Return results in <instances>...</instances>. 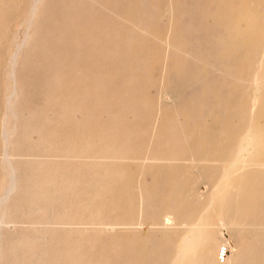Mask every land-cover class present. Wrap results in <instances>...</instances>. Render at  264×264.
<instances>
[{"label": "rangeland", "instance_id": "374dc122", "mask_svg": "<svg viewBox=\"0 0 264 264\" xmlns=\"http://www.w3.org/2000/svg\"><path fill=\"white\" fill-rule=\"evenodd\" d=\"M119 1H120V3H119ZM189 1L190 0H152L151 2L146 4V3H142V0H126L127 3L125 2V0H117V1L116 0H100V2H98V1L91 2V0H56V1L45 0L40 7L39 14L37 15V17H39L40 19L35 18L34 22L30 25V24H28V20H29V16H30L29 15L30 14L29 9H30V6L32 5L31 2H33V0H0V18H1L0 22L3 24L6 21L5 23L7 24V29H6V25L5 24L1 25V23H0V26L3 27V28L0 27V38L2 40V41L0 40V152H1L0 153V157H1L0 158V198H3V196L5 197L6 194H8V189H9V186H8L9 185V183H8V180H9L8 177L9 176L7 173V165L4 167V163H5L4 157H5L6 152H3V151L7 150L8 153L10 152L9 155L11 154L10 157H12V160L14 162V166L15 165L17 166L15 168L18 172L17 173L18 174V181H19L18 184L21 183V185H22V187L18 186L20 189V190L18 189L19 191H15L13 193L16 195V193L18 192L17 197H19V199L16 198V196H13L14 197L13 198L12 197L13 194H12L10 199L12 200V198H13V200L12 201L10 200L11 201L10 205L8 202L6 204H4L5 206L2 205L1 204L2 199H0V201H1L0 202V204H1L0 205V211L3 212L5 210L7 212L6 214H8V215L0 214L1 215L0 216V218H1L0 219V223H1L0 226L2 227V230L4 231V236H5V234L7 235V236H5V238H3L2 243L0 245V262H1L0 264H2L3 262H4L3 264H12V261H13V264L14 263L15 264H23V263L24 264H34L35 261L33 260V258H35V260H36L35 264H61V263L62 264H67V263L68 264H83V261H81V260H84L86 258V260L88 261V258H90L91 256L93 257V259L97 256L98 257H97V259H94V262H93V259H89L88 262L85 260L86 263L84 262V264H89V262H90V264H128V262L130 264H140L142 262L141 259L139 258V254L142 250L140 249L141 250L140 251L139 249L135 248L136 240L139 237H141L142 239H144L143 242H145V239L148 237L150 231H149L147 223H146V225H144L145 223L143 225L142 224L140 225V222L137 219L138 202H137L135 193L133 191V184L135 181H138L137 178H139L145 182L146 181L149 182V178L147 176V172H145V169H148L147 170L148 172L153 169L154 165H152L150 163L147 164V162H152V160H150V159L161 157V155H165L166 158H174V159H177V161H180L183 163L186 162V159H184L186 157V154H187L186 148L184 146L174 148L172 145V142L170 140L171 139L170 137H173L174 134H175V137L180 136L182 134V133H180L182 130H180L178 128L177 124L178 125H179V123L182 124L183 121L180 122L176 118L178 115L183 113L182 103L184 102V100H187V98H189L186 95L187 94L186 91H184L186 89V87L183 85L184 84L183 82H185L187 80V75L190 71V67L194 63V58L192 55H190V53H191V47L193 46L192 41H193V38L195 35V31L193 30V24L192 23H196V20L193 18H190L191 12H193V10H194V8H193L194 3L189 2ZM111 2H112V4H111ZM109 4L111 7L114 4V6L112 7V10H111V7L109 6ZM247 7L248 6L244 5V4L227 5L226 7H223V5H221L220 3H215V4H210L208 9H210L212 11H219L221 13H228L229 19H231L230 16L234 15L235 13L242 14V12H243V13L252 15V14L259 13L261 11V6H259V5H255V6L252 5V6H249L248 8ZM50 8H52V9H50ZM113 10H114V12H113ZM4 11H6V12H4ZM113 13H115V14H113ZM26 16L28 17V19ZM95 16H96V18H95ZM5 17H7V20H5ZM67 20H68V22H67ZM94 20H97L98 25H96ZM132 20H133V22H132ZM134 21H136V24H134L135 23ZM234 21L246 22L245 20H240V19H237ZM142 22L146 25L145 31L144 30L140 31L139 29L136 28V25L139 23H142ZM69 23H71V24H69ZM102 23H104V24H102ZM106 23H108V24L106 25ZM101 24H102V26L105 25L106 27L105 26L102 27ZM131 25H132V27H131ZM133 25H135V26H133ZM58 26H60V27H58ZM71 26H73V27H71ZM91 26H93V27H91ZM94 26H96V27H94ZM246 26L247 25H245V24L242 27L236 25V26H234V29H240V28L243 29V27H246ZM188 27H189L190 31H188ZM4 28L6 29V31L4 30ZM95 28H97V29H95ZM112 28L115 29V31ZM120 28H122V30ZM176 28L177 29L179 28L178 29L179 31ZM132 29H133L134 33L131 32ZM1 30H2L3 35L1 34ZM85 30H87L88 32ZM110 30H113V31H110ZM127 30H128V32H127ZM149 32H150V34H149ZM69 33H72V35L74 34V37L72 36L73 37L72 38ZM89 33H91V35ZM112 33H113V35H112ZM123 33H125V34H123ZM26 34L29 36V38H28L29 43L32 42V44L30 46L28 44V42H26L25 46L22 45L18 51L19 44H21L24 41V37L26 38V36H27ZM76 35L77 36L80 35L81 37L79 36L80 37L79 38ZM33 37H34V39H33ZM67 37H69V38L71 37L72 41L69 40ZM108 37H111V38L109 39ZM63 38H64V40H62ZM98 38H100V39H98ZM111 39H113L114 42ZM34 40L36 41L35 43H34ZM83 40H86V41H83ZM127 40H128V42H127ZM132 40H133V42H132ZM75 41H77V43H75ZM121 41H122L123 47L120 43ZM129 42H130V44H129ZM148 43H149V45H148ZM112 44H114V45L112 46ZM117 44H118V46H115ZM26 45H27V48H26ZM74 45H75V48L72 47ZM93 45H95V47ZM104 45H105V47H103ZM106 45L107 46L110 45V47L109 46L107 47ZM127 45L129 48L127 47ZM82 46H86V47L83 48ZM182 46H184L183 49H182ZM24 48L28 49L29 54H28L27 50ZM47 48H49L50 51ZM76 48H77V52L75 51ZM120 48H121V50H120ZM101 49H103V50L101 51ZM122 49H123V51H122ZM192 49H193V47H192ZM67 50L71 53H69ZM179 50H181V51H179ZM17 51L19 52L18 54L21 53V54H23L24 57L20 54V58L22 57L20 59L18 56V60L21 63L18 61L19 64H17V68H16V71L19 70L18 72H16V76L18 77L17 78L18 91H17L15 98L12 100V102L13 101L15 102V104H13L14 111L16 110L15 114H13L12 112L10 113L9 102H7V101H9L8 96L10 94V87H11L10 84H12V80H10L11 76L9 75V73H10V65L9 64H11L10 60H12L11 58H13V56L15 55V53ZM62 51H63V53H60ZM73 51H74V54H73ZM145 52H146V54H145ZM12 53H13V56H12ZM64 53H65V55H64ZM78 54L82 57L80 58V56H78ZM89 54H90V56H89ZM91 54H93V55H91ZM99 54H100V56H99ZM105 54H108V55H106V57H105L104 56ZM129 54H130V56H129ZM55 55H57V57ZM69 55H71V56H69ZM143 56H146V59ZM73 57H75V58L77 57L76 58L77 60H74L75 58H73ZM125 57L127 60L125 59ZM52 58H53V61H52ZM115 58L118 59L119 62H118V60L116 61ZM128 58H130L131 61ZM140 58L143 59L144 62H146L145 65L143 64L144 62ZM70 59H73L75 62L73 60L69 61ZM99 59L100 60L103 59L104 61L100 62ZM47 60H48V63H47ZM97 60H99V62H97ZM178 60H179V62H178ZM84 61H86V63ZM72 62H73V67L75 66L74 69H77V70L72 69L73 67H72V65H70V64H72ZM83 62L85 63V65ZM180 63L182 65V67H181ZM78 64H80V65L77 66ZM102 64L104 67H102ZM45 65H46V67H45ZM64 66H66V67H64ZM86 66H87V68H86ZM145 66H147V67H145ZM62 67H64L65 70L64 69L62 70ZM82 67L84 68L83 72H82ZM102 68H103L104 72H102V70H101ZM57 69H60V72H58L59 70L57 71ZM70 69H72V70H70ZM80 69H81V71H80ZM61 70L63 72H61ZM73 70H74V72L75 71L76 72L74 73ZM85 70L87 72L84 74ZM43 71H45V73ZM98 71H99V73H97ZM105 71H107V72L109 71L107 73V75H106ZM49 72H51V73H49ZM78 72H79V74H77ZM80 72L82 73L83 76L80 74ZM100 72H102V73H100ZM48 73H49V75H48ZM62 73L64 74L65 77L63 76ZM55 74L62 75V77L60 76V78H59V76L58 77L54 76ZM66 75H68V78ZM172 75H173V77H172ZM51 76H52V78H51ZM96 76H97V78H96ZM42 77L44 80L45 79L46 80L43 81ZM48 77L51 78V80H53V81H50V79ZM76 77H78V78H76ZM62 78H65V79H62ZM93 78H95V79H93ZM79 79L83 80L84 82H81V81L79 82ZM47 80H48V82H51L50 84L52 86L47 82ZM64 80H66V82ZM125 81H126V84H122V82L125 83ZM99 82H101V85ZM62 83H64V84H62ZM114 83L116 84V86H118V88L115 86ZM68 84L71 86H68ZM121 84L123 85L122 87L124 89H125L124 85L126 86L125 90L121 86H119ZM62 85H63V87H61ZM110 85H112L113 87H111ZM136 85H138V86H136ZM95 86H96V88H95ZM51 87H52V90H51ZM67 87L69 88L68 90H67ZM135 87H137V88L139 87V88L137 89ZM182 87H183V89H182ZM64 88H66V89H64ZM80 89H82V90H80ZM101 89L103 91H105L104 95H103V91ZM50 90H51V92H50ZM65 90H66L67 94L63 93V92H65ZM110 90H113V91L110 92ZM81 91H82V93H81ZM83 91H84V93H83ZM86 91L88 92L87 94H86ZM122 92H125V95H124L125 98H126V94H128V96H127L128 98L122 99V97H123ZM138 92L140 95L137 94ZM60 94L64 95L65 97L68 96V98L70 100H68L66 98L67 102H65L66 101V99H64L65 97L63 98V96H61ZM68 94H72L73 96L71 95L69 97ZM79 94H82V95L84 94L85 97H83ZM108 94H110V95H108ZM54 96L56 98H54ZM119 96H122V97H119ZM143 96H144V98H143ZM129 97H131V101H130ZM145 97L147 99H145ZM72 98H73V100H71ZM77 99H79V101ZM120 99H121L122 103H118V102H120ZM132 99L134 101H137V102L132 101ZM15 100H17L19 104ZM143 100L144 101L146 100V102H144ZM124 101H125L126 105H125ZM157 101H158V103H157ZM110 103L111 104L115 103V104L113 106ZM17 104H18V106H17ZM130 104L133 105L132 107L134 109L130 108L131 107ZM16 106L18 108H16ZM107 106H109L110 109ZM123 106H124V108L126 106V109H125L126 111L124 114L122 113V112H124ZM20 107H22L23 109ZM139 107H141V108H139ZM88 108L90 110L92 109L91 112H88V111H90V110H88ZM120 108L122 110L120 112V115L123 118L121 116H119ZM138 108L141 110H138ZM19 109H21V110H19ZM85 111H87V113H85ZM108 112L109 113L111 112V113L109 114ZM150 112L153 115L155 114V116L152 115L150 117V115H151ZM178 112H179V114H178ZM8 113H9V115H8ZM133 113H135V115ZM85 114H87V116L89 118L86 117ZM92 114H95V115H92ZM10 115H11V117H9ZM4 116H6L7 119ZM12 116H14V117H12ZM58 116L62 120H60V118H58ZM136 116H139L140 119H139V117H136ZM84 117L86 120L84 119ZM133 117L136 118L137 121L134 120ZM152 117L154 118V121L156 118L155 123H154V121H152L153 123L149 122V121L153 120ZM18 119H19V122L17 123ZM149 119H151V120H149ZM11 120L13 122L15 120V123H13ZM65 121H66V123H65ZM126 121H131V122L133 121L132 124L136 123V125L134 124L132 126L131 122H126ZM142 121H145L143 123L148 122V124H149L148 127H147V124L144 125L142 123ZM9 122H10V124H9ZM118 122H120V123H118ZM7 123H8V127L10 125L12 128H15L13 131L14 133H12L14 135H11L12 138L14 137L15 139H12L10 137L8 149H5L6 148L5 139H4V137L1 136V134L3 135V131H4L3 128H5L7 126ZM116 123L120 124L121 126L117 125L120 127H124L125 125L126 126L124 128H120L121 129L120 130L118 127L115 128ZM162 123H164L165 125L161 126ZM75 125L77 126V128ZM138 126H140V128ZM149 126H151V127H149ZM112 127L115 128L116 130L114 131V129ZM131 127H132V130H133V128H135V130L139 128L137 131L133 130V133H132L133 134L132 139L136 138V140H135L136 142L134 140H132V142H130L131 139L129 140V138L131 137V135H130L131 134V130H130ZM125 129H126V131H125ZM103 130H105V131H103ZM110 130H111V132H110ZM76 131H77V134H76ZM119 131H121V132L119 133ZM127 131L130 134H128ZM15 132H17L16 136L19 137L18 138L19 140H17V137L15 136ZM30 132H33V134L31 133L32 134L31 135ZM100 132H103L104 135L101 134ZM113 132H115L116 135H114ZM125 132H127V133H125ZM158 132H160V133H158ZM171 132H173V133H171ZM27 133L30 134V137H29V134L27 135ZM109 133L110 134L112 133L114 135V136L112 135V138L110 137L111 139L109 138V136H111V135L108 136ZM117 134H118V136L120 134H122L123 136L120 135L119 138L120 137L121 138L123 137V138L119 139L117 137ZM158 134L161 136H158ZM104 136L109 138L108 139L109 141L107 140V142H110V143L106 142L107 138H105ZM115 136L117 137V139H119V141L118 140L116 141L118 143L114 142V140L116 138ZM127 136H129V138ZM157 136H158V138H157ZM84 137H85V139L83 140ZM138 137H139V140L137 139ZM1 138H2V140H1ZM89 138H90V140H89V144H88L87 139H89ZM141 138H143V140ZM21 139L23 142H25L27 139H28V141H26V143H23L22 141H20ZM92 139L95 141L93 142ZM140 140H142L143 142L141 143ZM91 141L93 142V145H92V143H90ZM169 141H170V143H168ZM14 142H16L17 145ZM29 142H30V146H29ZM164 142H165V144H164ZM103 143H107V145L103 144ZM131 143H134V144H132V147L136 145L134 148L135 150L131 147ZM13 144L15 145V147L11 148L12 146H14ZM113 144H114V146H113ZM87 145H88V147L89 146H91V147H89V149H88L86 147ZM16 147H17V149L15 152V151H13V149H15ZM151 147L155 152L154 155H153L152 151H151L152 153H150V150H152ZM165 147H166V150L164 151ZM26 148L27 149L29 148L28 149L29 152L26 150ZM94 148H96V149H94ZM170 149H171V152H170ZM176 149H178V151ZM23 150L28 154H26L25 152H21ZM75 150H78V151H75ZM83 150L84 151L87 150L86 151L87 153L85 152L86 155L84 154ZM97 150L99 153H97ZM107 150L111 151V155L115 159L114 158L110 159L108 161V163H107V161L105 163H103L104 160H102V158L96 159L98 156L103 155V153ZM174 150H175V152H177L176 154H174ZM130 151H132V152H130ZM13 152H15V153H13ZM100 152H101V154H100ZM30 153L31 154L33 153V155H31ZM168 153H169L170 157H169ZM39 154H40V156H39ZM88 154H89V157H88ZM171 154H172V156H171ZM36 155H38V157ZM150 155H151V157H150ZM166 155H168V156H166ZM180 156H182V157H180ZM27 158H30V159H27ZM32 158H36V159L33 160ZM51 158H52V160H51ZM27 160L29 162H27ZM36 160H38V162ZM90 160H92V161H90ZM100 160H101V162H100ZM60 161H61V163H60ZM21 162H26V165H25V163L23 164ZM81 162L84 165H82ZM85 162L86 163L88 162V163L85 164ZM109 162L112 164H110ZM19 163L21 165L22 164L23 165L21 166ZM66 163H67V165H66ZM31 164H34V165H31ZM64 164H65V166H64ZM108 164H109V166H108ZM28 165H29V167H28ZM33 166H35V167H33ZM58 166H59V168H58ZM80 166H82V167H80ZM110 166H112V168ZM83 168H86L87 170L86 169L84 170ZM88 168L90 169V171H92V173H89L90 171L88 170ZM119 168L121 169V171L119 170ZM123 169H124V171H122ZM81 170H84V171L81 172ZM101 170H102V172H101ZM110 170H111V172H110ZM106 171H108V173ZM112 171H113V173H112ZM141 172H145L144 175H140ZM24 173L27 175H25ZM82 173H84V174H82ZM85 173H87L88 175ZM93 173L95 175L91 177V175H93ZM103 174L105 176H103ZM114 174H117V175H114ZM23 175L25 176V178ZM86 175H87V177L90 175L89 176V177H91L90 180H86V178H87ZM96 175H97V177H96ZM107 175L112 177L113 179L108 177ZM121 175H123V176H121ZM124 175H125V178H127V181H126V179L123 180ZM22 176H23V178H22ZM116 176H118V177H116ZM89 177H88V179H89ZM105 177L108 179L107 182H105L106 180H104V179H103L104 181L102 180V178H105ZM109 179H112V180L110 181ZM117 179H118V181H117ZM81 180H82V182H84V180L86 182L82 183ZM91 181H92V183H91ZM102 181L104 184L102 183ZM79 182H80V184L82 183L81 186H80ZM120 183H121V187L119 185ZM126 183L128 185H126ZM100 185L103 187L105 186V188L102 189L103 187H101ZM106 185L108 188L106 187ZM70 186H71V188H70ZM79 186H80V188H79ZM84 186L86 189L85 188L83 189ZM95 186L96 187L98 186L97 189ZM125 187H126V189H125ZM208 187H209L208 182H202L198 185V190L200 192H205L208 189ZM89 188H92L93 190H89ZM127 188L129 189L130 194L128 193ZM33 189H36L37 191L32 192ZM108 189H111L110 190L111 193L108 192ZM119 189H121V190H119ZM73 190L75 191V194L73 193L74 192ZM79 190H81V191H79ZM102 190H104V191H102ZM43 191L45 193L39 194ZM20 193H21V195H19ZM94 194L97 195V197L95 196L96 199L93 196ZM22 196H24V197H22ZM42 196H43L44 201L41 199L40 203H39V198H41ZM79 196H82L81 197L82 199ZM85 196H87V197H85ZM89 196H91V197L89 198ZM130 198H131V200H130ZM22 200H24V201H22ZM94 200H97L99 203L98 202L96 203ZM115 200H118V202H116ZM25 201H27V202H25ZM21 202H23V203L25 202V204L21 205V204H23ZM28 202H29V204H28ZM129 202H132V203L130 204ZM31 203L33 206L31 205ZM81 203H84V204H81ZM27 204L30 206H27ZM37 204H41L42 208L47 207L48 209L49 208L54 209V212L52 213V212H46L44 210H40V211L34 210V207ZM68 204H70V205H68ZM74 204L75 205L77 204L76 206L79 209H80V207H82V208L79 210L78 208H76V206ZM92 205H93V207H92ZM113 205H116V206H113ZM16 206H19V207H16ZM23 206L25 207L24 211L22 210ZM112 207H117V208L115 209ZM75 208H76V210H74ZM32 209H33V211H32ZM109 209H111L110 212H109ZM12 210H13V213H12ZM18 210H19V213H18ZM85 210H87V212H85ZM64 211L70 213V215L68 213H66L67 214L66 215ZM9 212H11V214ZM33 212H35V213L32 214ZM63 212H64V214H61ZM77 212L78 213L80 212V213L78 214ZM82 212H83V214H82ZM45 213H47V215ZM49 213H50V215H49ZM85 213H87V214H85ZM91 213H93V214H91ZM43 214H45V215H43ZM105 214H106V216H105ZM71 215H72V220H71ZM73 215L76 217L74 218ZM87 215H89V216H87ZM100 215H101V217H100ZM79 216L84 220H81V218ZM114 216H116L115 217L116 219H114ZM43 217H44V219H43ZM94 217H96L97 222H96ZM98 217H100L101 219L103 218L102 219L103 222H102V220H100V218L98 219ZM117 217H119V218H117ZM106 218H108V219L106 220ZM73 219H75V220H73ZM105 220H106V222L108 221V223L110 221L111 225L108 223H107L108 225H106L104 223ZM78 221H79V223H76ZM58 222H60V223H58ZM61 222H63V223L65 222V223L63 224ZM83 222H86V224H84ZM94 222H96V224H98V222H100V224L96 225V224H94ZM53 223L56 224L57 226L56 225L51 226V225H54ZM68 223H69V225H68ZM90 223H91V225L94 224L93 225L94 227L91 226ZM102 223H104L105 226ZM49 224H50V226H49ZM58 224L63 225V226H59ZM88 224H89V226H88ZM101 224H102L103 228L101 227ZM79 225H81L83 227L84 226H87V227H85V229H84ZM58 226L61 229H63V228L67 229V231L64 229L63 230H61V229L57 230ZM66 226H68V227H66ZM95 226H96V228L98 227V229H96ZM38 227H39V230H38ZM92 227H93V229H92ZM15 228H17V229H15ZM76 228H78V229H76ZM99 228H100V230H99ZM107 228H108V230H107ZM19 229L21 230V232ZM94 229H96L97 233L95 232ZM14 230H15V232H14ZM49 230L50 231L53 230V231L50 232ZM56 231H59V232H57L58 237L56 236V238H55V236H54V238H51L50 235H52L53 232L55 234ZM75 231L77 232L76 234L80 237H78L75 234ZM106 231H109V233ZM16 232H17V234H16ZM92 232H94L93 235H92ZM105 232H106V234H105ZM50 233H52V234H50ZM72 233H74V234H72ZM113 233H114V236L117 235V237L112 236ZM22 234H24L26 237L29 236V238L34 240L35 242L36 241H40V242H37L38 244H35L32 241L33 242L32 243L29 241L28 237L26 239V238H24V235H22ZM61 234H64V236L62 235L60 237ZM66 234L67 235L69 234L70 236L71 235L72 236L70 237L68 235L69 236V238H68ZM95 234H96V236H95ZM101 234H104V236L102 237ZM14 235H17V236H14ZM105 235H107V236H105ZM97 236L101 239H99ZM9 237H11V238H9ZM33 237H34V239H33ZM95 237L98 238V242H97ZM106 237H107L108 241L105 240ZM131 237H133L135 241ZM221 237H222V242H221L220 247L222 245L223 246L227 245L228 246L227 248H229V249H227L228 250L227 255L228 254L231 255L232 250H234V248H235V239H234L233 235L230 233L229 230L223 229ZM22 238H24V242L22 241L23 240ZM49 238H50V240H49ZM57 238H59V239H57ZM71 238L72 239L74 238V240H72ZM79 238H81V239H79ZM12 239H14V240H12ZM120 239H121V241H120ZM129 239H132V241H130ZM58 240H61V241H58ZM70 240H72V241H70ZM78 240H79L80 244L78 243ZM87 240H89V241L92 240L93 242L91 241V242H89V244H87ZM4 241L5 242L9 241V242L5 243ZM81 241H83V242H81ZM118 241L120 242L119 247L115 246L117 243H119ZM10 242L12 243V246L17 244V245H15V247L18 249H14L15 247L10 248V244H9ZM71 242L72 243L74 242V243L72 244ZM112 242H115L116 244L112 243ZM3 243H5V244H3ZM51 243H52V246H51V252H50ZM98 243H100V244H98ZM7 244H9L8 247H7ZM61 244H63L64 246ZM84 244L87 246H85ZM44 245H45V247H44ZM46 245H48V246L46 247ZM78 245H80V246H78ZM96 245H99V246L101 245V246L99 247ZM125 245L130 246V247H127ZM26 246H27V248L30 247V249L28 248L29 249L28 250L26 248ZM66 246H68V247H66ZM58 247H60V249L61 248L62 249L60 250ZM64 247L66 249L63 250ZM84 247H86V250L84 249ZM91 247L93 248L92 250H91ZM126 247H127V249L128 248L129 249L127 250ZM19 248H21V249H19ZM31 248H33L34 250ZM35 248H37V249H35ZM67 248H69V249L67 250ZM80 248H82V250ZM103 248H104V250H103ZM119 248H120V250H119ZM219 248H218V250H219ZM109 249H112V250L109 251ZM20 250H21V252H20ZM24 250H26L25 251L26 253L24 252ZM37 250H39V251H37ZM47 250H48V252H47ZM59 250L61 252H59ZM116 250L118 253L116 252ZM6 251L7 252L9 251V253H7ZM17 251H18V253H17ZM30 251L31 252L34 251L33 254L34 253H36V254L33 255ZM63 251L65 254L64 256L62 253ZM66 251L68 253H66ZM86 251H88V254H86ZM90 251H91V253L93 251L95 253L91 254V253H89ZM102 251H104L103 254H102ZM119 251H121V252H119ZM131 251H132V254H131ZM27 252L31 253V255L28 254ZM109 252H111V253L109 254ZM114 252H116V253H114ZM133 252H135V253H133ZM14 253H15V255H14ZM20 253H24L25 255L20 254ZM49 253H50V256L47 257V255ZM51 253H52V255H51ZM70 253L74 254V255L79 254L78 255L79 258H77L78 256L76 257V256L72 255V257L73 256L76 257V258H73V260H72L71 259L72 257L70 258V256H71ZM128 253H129V255H128ZM16 254H18V256L20 254L21 256L17 258ZM45 254H46V256H45ZM59 254H61L63 257L61 258V255H59ZM67 254L68 255L70 254L69 257ZM82 254H85V255L83 256ZM101 254L104 256L99 258V256H101ZM111 254L113 255V257L115 255V258L111 259L112 258ZM118 254H119V258H118ZM22 255H24V256L22 257ZM87 256H90V257H87ZM11 257H13V259L15 258V260L16 259H18V260L15 262L14 260L11 259ZM80 257H82V258H80ZM48 258H50V259H48ZM64 258H65V260H64ZM76 259H77V261H76ZM78 259H81L80 261L82 263L78 262ZM100 259H102V260H100ZM124 259H125V261H124ZM26 260L28 262H26ZM42 260H43V262H42ZM113 260H116L119 263L118 262L112 263V262H114ZM57 262H59V263H57ZM64 262H66V263H64Z\"/></svg>", "mask_w": 264, "mask_h": 264}, {"label": "bare ground", "instance_id": "6f19581e", "mask_svg": "<svg viewBox=\"0 0 264 264\" xmlns=\"http://www.w3.org/2000/svg\"><path fill=\"white\" fill-rule=\"evenodd\" d=\"M45 0H33L32 5L30 6V16H29V20H28V24H32L35 20V18H39L37 17V15L39 14V10L40 7L42 5V3ZM48 1V0H47ZM56 1V0H54ZM100 2V0H91V2ZM117 1V0H116ZM152 0H142V3H149ZM115 2V1H114ZM126 2V0H125ZM189 2L194 3L193 4V12H191L190 18H193L196 20V23H192L193 24V30L195 31V35L192 41L193 44V49L191 47V53L190 55L193 56L194 58V63L193 65L190 67V71L187 75V80L185 82H183L184 86L186 87V89L184 91H186V95L189 97L187 98V100H184V102L182 103V108H183V113L177 116V120H179L180 122L183 121L182 124L179 123V125L177 124L178 128L180 130H182L180 133H182L180 136L175 137V134L173 135V137H170L172 145L174 148L176 147H181L184 146L186 148V157L184 159H186V162H180L177 161V159L174 158H166L165 155H161V157H157V158H153L150 159L152 160V162H147L154 165L153 169L151 171H147L148 169H145V172H147V176L149 178V182H145L139 178L138 181H135L133 184V191L135 193L138 205H137V219L140 222V225L144 224L146 225V223L148 224V228H149V235L148 237L145 239H142L141 237H139L136 240V245L135 248L137 249H141L140 254H139V258L141 259V263L140 264H264V0H190ZM102 3V2H101ZM100 3V4H101ZM120 3V1H119ZM127 3V2H126ZM215 3H220L221 5H223V7H226L227 5H247L249 6H255V5H259L261 6V11L259 13L256 14H246L243 13L242 14H238L235 13L234 15L230 16L231 19H229L228 17V13H221L219 11H212L209 8L210 4H215ZM112 4V2H111ZM118 4V3H117ZM124 4V3H123ZM122 5V4H121ZM110 6V4H109ZM108 6V7H109ZM114 6V4H113ZM112 6V7H113ZM52 7V6H51ZM111 7V6H110ZM111 7V10H112ZM247 7V8H248ZM246 8V9H247ZM52 9V8H50ZM126 10V9H125ZM124 10V11H125ZM117 11V10H116ZM6 12V11H4ZM3 12V13H4ZM48 12V11H47ZM54 12V11H53ZM114 12V10H113ZM28 13V12H27ZM41 14V13H40ZM48 14V13H47ZM93 14V13H92ZM115 14V13H113ZM246 14V15H245ZM120 15V14H119ZM122 15V14H121ZM47 16V15H46ZM52 16V15H51ZM115 16V15H114ZM2 17V16H1ZM27 17V16H26ZM86 17V16H85ZM4 18V17H3ZM96 18V16H95ZM118 18V17H117ZM1 19V18H0ZM28 19V17H27ZM40 19V18H39ZM92 19V18H91ZM108 19V18H107ZM228 19V20H227ZM245 20L246 22L242 21H234V20ZM5 20H7V17H5ZM4 20V21H5ZM111 21V20H110ZM3 22V21H2ZM6 22V21H5ZM3 23L6 25V29H7V24ZM26 22V21H25ZM68 22V20H67ZM94 22L97 24V20H94ZM108 22V21H107ZM133 22V20H132ZM136 24V21H134ZM1 23V22H0ZM40 23V22H39ZM112 23V22H111ZM1 23V25H3ZM27 24V23H26ZM65 24V23H64ZM71 24V23H69ZM92 24V23H91ZM90 24V25H91ZM104 24V23H102ZM101 24V26H102ZM108 23H106L107 25ZM247 25L246 27L240 28V29H234V26L238 25V26H244ZM89 25V24H88ZM116 25V24H115ZM55 26V25H54ZM100 26V25H99ZM105 26V25H103ZM102 26V27H103ZM135 26V25H133ZM2 27V26H0ZM5 27V26H4ZM60 27V26H58ZM73 27V26H71ZM93 27V26H91ZM96 27V26H94ZM106 27V26H105ZM109 27V26H108ZM118 27V26H117ZM132 27V25H131ZM3 28V27H2ZM98 28V27H97ZM95 28V29H97ZM136 28L139 29L140 31H145L146 30V25L142 22L136 25ZM6 29L4 28V30L6 31ZM92 29V28H91ZM94 29V28H93ZM102 29V28H101ZM113 29V28H112ZM122 30V28H120ZM129 29V28H128ZM170 29V28H169ZM177 29V28H176ZM179 29V28H178ZM177 29V30H178ZM3 30V29H2ZM2 30H1V34H2ZM3 30V31H4ZM89 30V29H88ZM115 31V29H113ZM110 30V31H113ZM69 31V30H68ZM83 31V30H82ZM87 31V30H85ZM97 31V30H96ZM179 31V30H178ZM188 31H190L189 27H188ZM27 32V31H26ZM41 32V31H40ZM74 32V31H73ZM88 32V31H87ZM105 32V31H104ZM128 32V30H127ZM133 32V29L132 31ZM151 32V31H150ZM149 32V34H150ZM176 32V31H175ZM77 33V32H76ZM114 33V32H113ZM112 33V35H113ZM134 33V32H133ZM177 33V32H176ZM71 35V37H74V34L72 35V33H69ZM91 35V33H89ZM104 34V33H103ZM125 34V33H123ZM3 35V34H2ZM27 35V34H26ZM77 36V35H76ZM75 36V37H76ZM80 36V35H79ZM77 36V37H79ZM127 36V35H126ZM179 36V35H178ZM60 37V36H59ZM58 37V38H59ZM67 37L69 40L72 41V38ZM76 37V38H77ZM81 37V36H80ZM79 37V38H80ZM84 37V36H83ZM92 37V36H91ZM156 37V36H155ZM180 37V36H179ZM29 36L27 35L26 38L24 37V41L19 44V48L18 51L20 49V47L22 45L25 46V43L28 42V44L31 46L32 42L29 43ZM85 38V37H84ZM83 38V39H84ZM109 39L111 37H108ZM107 38V39H108ZM157 38V37H156ZM178 38V37H177ZM34 39V37H33ZM45 39V38H44ZM61 39V38H60ZM100 39V38H98ZM128 39V38H127ZM159 39V38H158ZM1 40V38H0ZM64 40V38L62 39ZM61 40V41H62ZM90 40V39H89ZM106 40V39H105ZM113 41V39H111ZM129 40V39H128ZM127 40V42H128ZM2 41V40H1ZM21 41V40H20ZM33 41V40H32ZM44 41V40H43ZM86 41V40H83ZM88 41V40H87ZM117 41V40H116ZM163 41V40H162ZM36 41L34 40V43ZM89 42V41H88ZM114 42V41H113ZM119 42V41H118ZM133 42V40H132ZM151 42V41H150ZM75 43H77V41H75ZM122 45V41L120 42ZM128 44V43H127ZM130 44V42H129ZM151 44V43H150ZM183 44V43H182ZM51 45V44H50ZM49 45V46H50ZM82 45V44H81ZM85 45V44H84ZM96 45V44H95ZM95 45H93L95 47ZM114 44H112L113 46ZM149 45V43H148ZM40 46V45H39ZM107 46V45H106ZM110 47V45H108ZM107 46V47H108ZM111 46V47H112ZM115 46H118L115 45ZM151 46V45H150ZM70 47V46H69ZM75 48V45L72 46ZM83 48L86 46H82ZM105 47V45L103 46ZM123 47V45H122ZM121 47V48H122ZM128 47V45H127ZM184 46H182L183 49ZM27 48V45H26ZM24 48V49H26ZM29 48V47H28ZM120 48V50H121ZM129 48V47H128ZM150 48V47H149ZM22 49V48H21ZM49 49V48H47ZM95 49V48H94ZM109 49V48H108ZM107 49V50H108ZM118 49V48H117ZM116 49V50H117ZM28 52V49H26ZM63 50V49H62ZM89 50V49H88ZM103 49H101L102 51ZM16 51V50H15ZM16 52L15 55L12 56L13 58H11V64L10 65V73L9 75L11 76L10 80H12V84L10 87V94H9V111L10 113L12 112L13 114H15L14 111V106L13 104H15V102L13 103L12 100L15 98L17 91H18V84H17V76H16V68H17V64L18 63V56L20 58V54H18L19 52ZM50 51V49H49ZM66 51V50H65ZM68 51V50H67ZM77 52V48L75 50ZM123 51V49H122ZM181 51V50H179ZM178 51V52H179ZM14 52V51H13ZM26 52V51H25ZM26 52V53H27ZM48 52V51H47ZM69 52V51H68ZM91 52V51H90ZM89 52V53H90ZM119 52V51H118ZM133 52V51H132ZM183 52V51H182ZM59 53V52H58ZM60 53H63L60 52ZM71 53V52H69ZM93 53V52H92ZM102 53V52H101ZM122 53V52H121ZM142 53V52H141ZM150 53V52H149ZM29 54V52H28ZM74 54V51H73ZM84 54V53H83ZM82 54V55H83ZM109 54V53H108ZM105 54L104 56L106 57ZM146 54V52H145ZM144 54V55H145ZM186 54V53H185ZM23 56V54H21ZM60 55V54H59ZM65 55V53H64ZM93 55V54H91ZM121 55V54H120ZM11 56V57H12ZM57 57V55H55ZM61 56V55H60ZM71 56V55H69ZM73 56V55H72ZM78 56H80L78 54ZM77 56V57H78ZM90 56V54H89ZM100 56V54H99ZM126 56V55H125ZM130 56V54H129ZM147 56V55H146ZM146 56L145 57L146 59ZM24 57V56H23ZM55 57V58H56ZM76 57V58H77ZM82 56H80L81 58ZM121 57V56H120ZM127 57V56H126ZM125 57V59H126ZM22 58V57H21ZM20 58V59H21ZM64 58V57H63ZM72 58V57H71ZM75 58V57H73ZM74 60H77V59ZM118 58V57H117ZM79 59V58H78ZM98 59V58H97ZM116 59V58H115ZM130 60V58H128ZM141 59V58H140ZM73 59H70L69 61H72ZM73 60V61H74ZM89 60V59H88ZM100 60V59H99ZM99 60H97V62H99ZM107 60V59H106ZM118 59H116L117 61ZM121 60V59H120ZM127 60V59H126ZM143 61V59H141ZM53 61V58H52ZM104 61L103 59L100 60V62ZM115 61V62H116ZM131 61V60H130ZM20 62V61H19ZM75 62V61H74ZM81 62V61H80ZM86 63V61H84ZM83 62V63H84ZM90 62V61H89ZM106 62V61H105ZM119 62V60H118ZM121 62V61H120ZM144 62V61H143ZM179 62V60H178ZM186 62V61H185ZM21 63V62H20ZM48 63V60H47ZM84 63V65H85ZM104 63V62H103ZM113 63V62H112ZM146 62H144L143 64L145 65ZM76 64V63H75ZM115 64V63H114ZM183 64V63H182ZM73 67V62L72 64ZM80 64H78L77 66H79ZM89 65V64H88ZM87 65V66H88ZM147 65V64H146ZM181 65V63H180ZM21 66V65H20ZM56 66V65H55ZM61 66V65H60ZM86 66V68H87ZM19 67V66H18ZM46 67V65H45ZM57 67V66H56ZM66 67V66H64ZM64 67H62V70L64 69ZM75 67V66H74ZM74 67L72 69H74ZM97 67V66H96ZM100 67V66H99ZM102 67L103 64H102ZM147 67V66H145ZM179 67V66H178ZM182 67V65H181ZM22 68V67H21ZM59 68V67H58ZM81 68V67H80ZM95 68V67H94ZM61 69V68H60ZM60 69H57L58 72H60ZM70 69V70H72ZM83 67H82V72H83ZM48 70V69H47ZM61 70V72H63ZM65 70V69H64ZM77 70V69H74ZM73 70V72H74ZM102 72L103 68L101 69ZM141 70V69H140ZM143 70V69H142ZM69 71V70H68ZM81 71V69H80ZM96 71V70H95ZM144 71V70H143ZM45 73V71H43ZM48 72V71H47ZM46 72V73H47ZM76 72V71H75ZM74 72V73H75ZM87 71H84V74ZM100 72V73H102ZM109 72V71H108ZM107 71H105L106 75L108 73ZM142 72V71H141ZM183 72V71H182ZM51 73V72H49ZM48 73V75H49ZM65 73V72H64ZM72 73V72H71ZM99 73V71L97 72ZM63 74V73H62ZM66 74V73H65ZM69 74V73H68ZM79 74V72L77 73ZM80 74L82 75V73L80 72ZM90 74V73H89ZM93 74V73H92ZM104 74V73H103ZM145 74V73H144ZM47 75V74H46ZM98 75V74H97ZM100 75V74H99ZM102 75V74H101ZM109 75V74H108ZM127 75V74H126ZM54 76H60L62 77V75L59 74H55ZM64 76V74H63ZM68 78V75H66ZM70 76V75H69ZM83 76V75H82ZM87 76V75H86ZM129 76V75H128ZM159 76V75H158ZM171 76V75H170ZM65 77V76H64ZM103 77V76H102ZM127 77V76H126ZM130 77V76H129ZM145 77V76H144ZM165 77V76H164ZM173 77V75H172ZM49 78V77H48ZM52 78V76H51ZM50 81H53L51 80ZM78 78V77H76ZM97 78V76H96ZM105 78V77H104ZM107 78V77H106ZM142 78V77H141ZM21 79V78H20ZM43 79V77H42ZM48 79V80H49ZM65 79V78H62ZM84 79V78H83ZM95 79V78H93ZM9 80V81H10ZM46 80V79H45ZM43 79V81H45ZM47 80V82H48ZM131 80V79H130ZM129 80V81H130ZM134 80V79H133ZM61 81V80H60ZM66 82V80H64ZM84 82L83 80L79 79V82ZM132 81V80H131ZM11 82V81H10ZM58 82V81H57ZM71 82V81H70ZM97 82V81H96ZM102 82V81H101ZM101 82L100 85H101ZM121 82V81H120ZM119 82V83H120ZM133 82V81H132ZM49 84L51 82H48ZM61 83V82H60ZM87 83V82H86ZM116 83V82H115ZM114 83V84H115ZM128 83V82H127ZM64 84V83H62ZM70 84V83H69ZM68 86H71L69 85ZM97 84V83H96ZM109 84V83H108ZM113 84V85H114ZM117 84V83H116ZM115 84V86H116ZM122 84H126L122 82ZM119 85V86H123V85ZM144 84V83H143ZM51 85V84H50ZM87 85V84H86ZM90 85V84H89ZM52 86V85H51ZM54 86V85H53ZM85 86V85H84ZM97 86V85H96ZM95 86V88H96ZM111 87H113L112 85H110ZM138 86V85H136ZM140 86V85H139ZM142 86V85H141ZM63 87V85L61 86ZM60 87V88H61ZM88 87V86H87ZM107 87V86H106ZM110 87V88H111ZM118 88V86H116ZM125 89L126 86L124 85ZM130 87V86H129ZM167 87V86H166ZM28 88V87H27ZM54 88V87H53ZM59 88V89H60ZM120 88V87H119ZM123 88V87H122ZM137 88V87H135ZM139 88V87H138ZM137 88V89H138ZM142 88V87H141ZM146 88V87H145ZM165 88V87H164ZM58 89V90H59ZM62 89V88H61ZM66 89V88H64ZM69 88L67 87V90ZM83 89V88H82ZM80 89V90H82ZM87 89V88H86ZM99 89V88H98ZM108 89V88H107ZM124 89V88H123ZM124 89V90H125ZM183 89V87H182ZM52 90V87H51ZM50 90V92H51ZM102 90V89H101ZM109 90V89H108ZM121 90V89H120ZM119 90V91H120ZM145 90V89H144ZM165 90V89H164ZM76 91V90H75ZM85 91V90H84ZM83 91V93H84ZM100 91V90H99ZM103 91V90H102ZM107 91V90H106ZM113 90H110V92ZM166 91V90H165ZM63 92V91H62ZM71 92V91H70ZM69 92V93H70ZM78 92V91H77ZM103 91V95H104ZM127 92V91H126ZM140 92V91H139ZM139 92L137 93L138 95ZM142 92V91H141ZM146 92V91H145ZM64 94L66 93L63 92ZM73 93V92H72ZM79 93V92H78ZM82 93V91H81ZM88 92L86 91V94ZM120 93V92H119ZM118 93V94H119ZM124 93V94H123ZM129 93V92H128ZM102 94V93H101ZM135 94V93H134ZM136 94V95H137ZM7 95V94H6ZM61 95V94H60ZM69 97L72 94H68ZM83 97H85V95L83 94H79ZM110 95V94H108ZM122 97L125 98V92H122ZM130 95V94H129ZM63 98L65 97L64 95ZM67 96V95H66ZM73 96V95H72ZM102 96V95H101ZM128 94H126V98ZM145 96V95H144ZM143 96V98H144ZM7 97V96H6ZM7 97V98H8ZM111 97V96H110ZM141 97V96H140ZM54 98H56L54 96ZM68 99V96L65 97L64 99ZM109 98V97H108ZM125 98V99H126ZM130 101H131V97ZM67 99L65 102H67ZM124 99V100H125ZM145 99H147L145 97ZM29 100V99H28ZM73 100V98L71 99ZM79 101V99H77ZM110 100V99H109ZM17 101V100H15ZM116 101V100H115ZM114 101V102H115ZM118 101V100H117ZM132 101H134L132 99ZM144 101V100H143ZM148 101V100H147ZM129 102V101H128ZM137 102V101H134ZM133 102V103H134ZM146 102V100L144 101ZM18 103V101H17ZM90 103V102H89ZM112 103V102H111ZM110 103V104H111ZM118 103H122L121 99L120 102ZM125 103V101H124ZM132 103V104H133ZM158 103V101H157ZM19 104V103H18ZM17 104V106H18ZM86 104V103H85ZM109 104V103H108ZM115 104V103H114ZM114 104H111L114 106ZM137 104V103H136ZM21 105V104H20ZM66 105V104H65ZM110 105V106H111ZM124 105V104H123ZM126 105V103H125ZM129 105V104H128ZM131 105V104H130ZM139 105V104H138ZM157 105V104H156ZM16 106V108H18ZM91 106V105H90ZM122 106V105H121ZM133 105H131V109H134L132 107ZM136 106V105H135ZM23 107V106H22ZM20 107V108H22ZM92 107V106H91ZM109 108V106H107ZM137 107V106H136ZM135 107V108H136ZM8 108V107H7ZM107 108V109H108ZM124 108V106H123ZM141 108V107H139ZM138 110H141L139 109ZM23 109V108H22ZM83 109V108H82ZM110 109V108H109ZM126 106L124 108V112H122L123 114L125 113ZM18 110V109H17ZM21 110V109H19ZM41 110V109H40ZM88 110H90L88 108ZM92 110V109H91ZM88 111V112H91ZM95 110V109H94ZM121 108L119 111V116L120 112H121ZM128 111V110H127ZM131 111V110H130ZM136 111V110H135ZM138 112V111H137ZM152 112V111H151ZM150 112V113H151ZM37 113V112H36ZM85 113H87V111H85ZM109 113V112H108ZM111 113V112H110ZM109 113V114H110ZM121 113V114H122ZM127 113V112H126ZM131 113V112H130ZM136 113V112H135ZM135 113H133L135 115ZM175 113V112H174ZM18 114V113H17ZM116 114V113H115ZM137 114V113H136ZM179 114V112H178ZM9 115V113H8ZM58 115V114H57ZM60 115V114H59ZM86 117L87 114H85ZM84 115V116H85ZM95 115V114H92ZM127 115V114H126ZM138 115V114H137ZM153 114L151 113L150 117ZM175 115V114H174ZM177 115V114H176ZM16 116V115H15ZM90 116V115H89ZM105 116V115H104ZM116 116V115H115ZM124 116V115H123ZM155 116V114L153 115ZM6 117V116H4ZM11 117V115L9 116ZM14 117V116H12ZM38 117V116H37ZM36 117V118H37ZM62 117V116H61ZM122 117V116H121ZM120 117V118H121ZM125 117V116H124ZM139 117V116H136ZM175 117V116H174ZM32 118V117H31ZM58 118H60L58 116ZM89 118V117H88ZM123 118V117H122ZM126 118V117H125ZM153 118V117H152ZM7 119V117H6ZM5 119V120H6ZM14 119V118H13ZM12 119V120H13ZM85 119V117H84ZM134 120H136V118L133 117ZM140 119V117H139ZM175 119V118H174ZM11 120V121H12ZM60 120H62L60 118ZM68 120V119H67ZM86 120V119H85ZM127 120V119H126ZM129 120V119H128ZM133 120V121H134ZM151 120V119H149ZM160 120V119H159ZM176 120V121H177ZM9 121V120H8ZM114 121V120H113ZM116 121V120H115ZM125 121V120H124ZM132 121V122H133ZM137 121V120H136ZM153 120L149 121L151 123H153ZM156 121V118H155ZM154 121V123H155ZM5 122V121H4ZM13 122V121H12ZM19 122V119L17 121V123ZM38 122V121H37ZM87 122V121H86ZM126 122H131V121H126ZM131 122V124H132ZM140 122V121H139ZM138 122V123H139ZM145 121H142V123ZM15 123V120L14 122ZM66 123V121H65ZM68 123V122H67ZM120 123V122H118ZM125 123V122H124ZM10 124V122H9ZM123 124V123H122ZM126 124V123H125ZM128 124V123H127ZM130 124V123H129ZM136 125V123H134ZM132 124V126L134 125ZM140 124V123H139ZM144 125L147 124L148 127V122L147 123H143ZM12 125V124H11ZM14 125V124H13ZM120 124L115 125V128H124V127H120L117 126ZM124 125V124H123ZM142 125V124H141ZM165 124L162 123L161 126H164ZM5 126V125H4ZM76 126V125H75ZM140 128V126H138ZM151 127V126H149ZM172 127V126H171ZM19 128V127H18ZM30 128V127H29ZM77 128V126H76ZM109 128V127H108ZM107 128V129H108ZM113 128V127H112ZM115 128L114 131L116 130ZM138 128V129H139ZM3 135L1 134L2 137H4L5 139V149H8V145L10 142V137L12 138L11 135H14L12 133H14V129L12 128L10 125L8 127V123L7 126L5 128H3ZM111 129V128H110ZM138 129L135 130V128H133V130L137 131ZM173 129V128H172ZM175 129V128H174ZM32 130V129H31ZM102 130V129H101ZM100 130V131H101ZM121 130V129H120ZM131 134L128 132V134L131 135V137L129 138V136H127L129 138V140L131 139L130 142H132V140H136L132 139V127H131ZM2 131V130H1ZM29 131V130H28ZM33 131V130H32ZM79 131V130H78ZM105 131V130H103ZM109 131V130H108ZM126 131V129H125ZM111 132V130H110ZM121 131H119L120 133ZM125 132V133H127ZM161 132V131H160ZM158 132V133H160ZM174 132V131H173ZM171 132V133H173ZM17 132H15V136ZM33 134V132H30V134ZM101 134H103V132H100ZM114 135H116L115 132H113ZM124 133V132H123ZM139 133V132H138ZM143 133V132H142ZM176 133V132H175ZM29 133H27L28 135ZM29 134V137H30ZM31 134V135H32ZM49 134V133H48ZM77 134V131H76ZM26 135V136H27ZM104 135V134H103ZM111 135V136H109ZM112 133L108 134L109 138H112ZM113 135V136H114ZM122 135V134H120ZM119 135V136H120ZM126 135V134H125ZM139 135V134H138ZM141 135V134H140ZM56 136V135H55ZM118 134L117 137L119 138ZM123 136V135H122ZM158 136H161L158 134ZM157 136V138H158ZM17 137V136H16ZM89 137V136H88ZM102 137V136H101ZM105 137V136H104ZM116 137V136H115ZM117 137L115 138L114 142H116L117 140L119 141V139H117ZM142 137V136H141ZM156 137V136H155ZM19 137H17V140ZM57 138V137H56ZM107 138V137H105ZM106 139L107 140L109 139ZM110 138V139H111ZM114 138V137H113ZM123 138V137H122ZM121 138V139H122ZM126 138V137H125ZM124 138V139H125ZM134 138V137H133ZM3 139V140H4ZM12 139H15L14 137ZM11 139V140H12ZM58 139V138H57ZM85 139V137L83 138V140ZM139 140V137L137 138ZM143 140V138H141ZM2 140V138H1ZM16 140V141H17ZM64 140V139H63ZM78 140V139H77ZM88 140V144H89V139ZM93 140V139H92ZM140 140V142L142 143L143 141ZM13 141V140H12ZM22 141V139L20 140ZM28 141V139L26 140ZM23 142V143H26ZM95 140H93L94 142ZM109 141V140H108ZM59 142V141H58ZM93 142L91 141L90 143ZM136 142V141H135ZM134 142V143H135ZM166 142V141H165ZM164 142V144H165ZM16 144V142H14ZM64 143V142H63ZM110 143V142H107ZM107 143H103L106 144ZM118 143V142H116ZM131 143V147L132 144ZM161 143V142H160ZM170 143V141L168 142ZM19 144V143H18ZM112 144V143H111ZM110 144V145H111ZM115 144V143H114ZM113 144V146H114ZM136 144V143H135ZM163 144V143H162ZM163 144V145H164ZM14 145V144H13ZM17 145V144H16ZM86 145V144H85ZM117 145V144H116ZM137 145V144H136ZM135 145V146H136ZM12 146V145H11ZM19 146V145H18ZM29 146H30V142H29ZM97 146V145H96ZM122 146V145H121ZM135 146H133L132 148L134 149ZM170 146V145H169ZM15 147L12 146L11 148ZM25 147V146H24ZM88 149V145L86 146ZM93 147V146H92ZM111 147V146H110ZM158 147V146H157ZM3 148V147H2ZM10 148V147H9ZM85 148V147H84ZM86 148V149H87ZM127 148V147H126ZM150 148V147H149ZM172 148V147H171ZM16 149H13V151L16 152ZM29 149V148H28ZM26 148V150L29 152ZM78 149V148H77ZM87 149V150H88ZM92 149V148H91ZM96 149V148H94ZM98 149V148H97ZM152 149V147H151ZM25 150V149H24ZM21 151V152H25V151ZM86 150V151H87ZM100 150V149H99ZM104 150V149H103ZM106 150V149H105ZM135 150V149H134ZM149 150V149H148ZM166 150V147L164 148V151ZM168 150V149H167ZM178 151V149H176ZM9 151V150H8ZM12 151V150H11ZM78 151V150H75ZM81 151V150H80ZM84 151V150H83ZM84 151V154L85 152ZM153 152L154 155V150H150V153ZM6 152L5 153V163H4V167L7 165V173H8V183H9V189H8V194H6V196L2 199L1 204L4 205L7 202L11 203V201L13 200V196H16V198L19 199V197H17V193L16 195L13 194L15 191H19V187L21 185L18 184V172L16 170L15 167H17L16 165L14 166V162L12 160V157H10L9 153L7 152V150L3 151ZM13 152V153H15ZM51 152V151H50ZM118 152V151H117ZM132 152V151H130ZM134 152V151H133ZM147 152V151H146ZM167 152V151H166ZM165 152V153H166ZM171 152V149H170ZM169 152V153H170ZM1 153V152H0ZM26 153V152H25ZM39 153V152H38ZM87 153V152H86ZM97 153L98 150H97ZM168 153V155H169ZM177 152H175L174 150V154H176ZM28 154V153H26ZM31 154V153H30ZM43 154V153H42ZM81 154V153H80ZM101 154V152H100ZM167 154V153H166ZM3 155V154H2ZM33 155V153L31 154ZM49 155V154H48ZM86 155V154H85ZM135 155V154H134ZM166 155V156H168ZM14 156V155H13ZM38 157V155H36ZM40 156V154H39ZM42 156V155H41ZM172 156V154H171ZM25 157V156H24ZM31 157V156H30ZM89 157V154H88ZM151 157V155H150ZM154 157V156H153ZM170 157V155H169ZM182 157V156H180ZM1 158V157H0ZM17 158V157H16ZM48 158V157H47ZM53 158V157H52ZM51 158V160H52ZM61 158V157H60ZM98 158H102V160H104L103 163H105L110 159H113L114 157H112L111 155V151L107 150L103 153V155L98 156L96 159ZM146 158V157H145ZM179 158V157H178ZM30 159V158H27ZM33 160L36 158H32ZM31 159V160H32ZM76 159V158H75ZM92 159V158H91ZM115 159V158H114ZM149 159V158H148ZM43 160V159H42ZM145 160V159H144ZM183 160V159H182ZM38 162V160H36ZM41 161V160H40ZM92 161V160H90ZM94 161V160H93ZM114 161V160H113ZM112 161V162H113ZM147 161V160H146ZM27 162H29L27 160ZM35 162V161H34ZM33 162V163H34ZM101 162V160H100ZM21 163H25L26 162H21ZM61 163V161H60ZM77 163V162H76ZM84 163V162H83ZM88 163V162H87ZM85 162V164H87ZM110 163V162H109ZM20 164V163H19ZM18 164V165H19ZM22 164V165H23ZM79 164V163H78ZM82 164V162H81ZM112 164V163H110ZM21 165V164H20ZM21 165V166H22ZM34 165V164H31ZM67 165V163H66ZM84 165V164H82ZM65 166V164H64ZM63 166V167H64ZM95 166V165H94ZM93 166V167H94ZM109 166V164H108ZM29 167V165H28ZM35 167V166H33ZM71 167V166H70ZM69 167V168H70ZM82 167V166H80ZM88 167V166H87ZM86 167V168H87ZM92 167V166H91ZM112 168V166H110ZM122 167V166H121ZM59 168V166H58ZM73 168V167H72ZM86 168H83L84 170ZM123 168V167H122ZM22 169V168H21ZM33 169V168H32ZM82 169V168H81ZM94 169V168H93ZM114 169V168H113ZM5 170V169H4ZM23 170V169H22ZM60 170V169H59ZM84 170H81V172H83ZM87 170V169H86ZM88 170L90 171V169L88 168ZM109 170V169H108ZM115 170V169H114ZM119 170L121 171V169L119 168ZM141 170V169H140ZM124 171V169L122 170ZM142 171V170H141ZM60 172V171H59ZM80 172V173H81ZM86 172V171H85ZM102 172V170H101ZM100 172V173H101ZM108 173V171H106ZM111 172V170H110ZM145 172H141L140 175H144ZM89 173H92V171H90ZM99 173V174H100ZM113 173V171H112ZM123 173V172H122ZM126 173V172H125ZM25 174V173H24ZM84 174V173H82ZM87 174V173H85ZM118 174V173H117ZM114 174V175H117ZM124 174V173H123ZM27 175V174H25ZM78 175V174H77ZM88 175V174H87ZM86 175V177H87ZM95 174L93 173L92 176H94ZM111 175V174H110ZM24 176V175H23ZM22 176V178H23ZM32 176V175H31ZM80 176V175H79ZM90 176V175H89ZM88 176V177H89ZM103 176H105L103 174ZM108 176V175H107ZM123 176V175H121ZM28 177V176H27ZM86 178V180H90L91 177ZM97 177V175H96ZM95 177V178H96ZM110 177V176H108ZM118 177V176H116ZM120 177V176H119ZM25 178V176H24ZM106 178V177H105ZM102 178V180H106L105 182H107V178ZM112 178V177H110ZM122 178V177H121ZM113 179V178H112ZM112 179H109L110 181ZM127 178H124L123 180ZM100 180V179H99ZM103 180V181H104ZM102 181V183H103ZM118 181V179H117ZM82 182V180H81ZM84 182H86L84 180ZM82 182V183H84ZM109 182V181H108ZM123 182V181H122ZM202 182H208L209 187L205 192H200L198 190V185ZM23 183V182H22ZM75 183V182H74ZM73 183V184H74ZM81 183V184H82ZM92 183V181H91ZM98 183V182H97ZM100 183V182H99ZM117 183V182H116ZM7 184V183H6ZM69 184V183H68ZM80 184V182H79ZM78 184V185H79ZM80 184V186H81ZM104 184V183H103ZM106 184V183H105ZM99 185V184H98ZM109 185V184H108ZM116 185V184H115ZM121 187V183L119 184ZM126 185H128L126 183ZM125 185V186H126ZM19 186V187H18ZM79 186V188H80ZM83 186V185H82ZM86 186V185H85ZM85 186L83 187V189L85 188ZM101 186V185H100ZM18 187V188H17ZM78 187V186H77ZM87 187V186H86ZM96 187V186H95ZM98 187V186H97ZM96 187V189H97ZM103 187V186H101ZM107 187V185H106ZM127 187V186H126ZM125 187V189H126ZM71 188V186H70ZM82 188V187H81ZM105 186L102 188L104 189ZM108 188V187H107ZM129 188V187H128ZM127 188V189H128ZM7 189V188H6ZM17 189V190H16ZM19 189V190H18ZM86 189V188H85ZM89 190H93L92 188H89ZM99 190V189H98ZM111 189H108V192H110ZM121 190V189H119ZM37 191L36 189H33L32 192ZM74 191V190H73ZM81 191V190H79ZM78 191V192H79ZM100 191V190H99ZM104 191V190H102ZM127 191V190H126ZM7 192V191H6ZM70 192V191H69ZM83 192V191H82ZM90 192V191H89ZM92 192V191H91ZM107 192V191H106ZM105 192V193H106ZM107 192V193H108ZM45 193L44 191L39 193V194H43ZM58 193V192H57ZM75 194V191L73 192ZM80 193V192H79ZM100 193V192H99ZM111 193V192H110ZM120 193V192H119ZM128 193H129V189H128ZM5 194V193H4ZM13 194V195H12ZM59 194V193H58ZM78 194V193H77ZM104 194V193H103ZM130 194V193H129ZM12 195V200L10 199ZM21 195V193L19 194ZM70 195V194H69ZM84 195V194H83ZM89 195V194H88ZM87 195V196H88ZM101 195V194H100ZM106 195V194H105ZM74 196V195H73ZM85 196V197H87ZM94 198L96 199L97 195H93ZM96 196V197H95ZM130 196V195H129ZM24 197V196H22ZM21 197V198H22ZM80 198L82 196H79ZM91 196H89L90 198ZM76 198V197H75ZM43 200V196L41 198H39V203L40 200ZM74 199V198H73ZM72 199V200H73ZM82 199V198H81ZM98 199V198H97ZM11 200V201H10ZM25 200V199H24ZM22 200V201H24ZM75 200V199H74ZM131 200V198H130ZM10 201V202H9ZM21 201V200H20ZM55 201V200H54ZM65 201V200H64ZM67 201V200H66ZM81 201V200H80ZM85 201V200H84ZM96 203L98 202L97 200H94ZM113 201V200H112ZM116 202H118V200H115ZM18 202V201H17ZM27 202V201H25ZM25 202H21L24 205ZM48 202V201H47ZM46 202V203H47ZM73 202V201H72ZM88 202V201H87ZM115 202V203H116ZM19 203V202H18ZM99 203V202H98ZM130 204L132 202H129ZM0 204V205H1ZM29 204V202H28ZM27 206H30L28 205ZM42 204V203H41ZM41 204H37L34 207V210H44L46 212H54V209H48L47 207L42 208ZM44 204V203H43ZM54 204V203H53ZM62 204V203H61ZM84 204V203H81ZM101 204V203H100ZM99 204V205H100ZM114 204V203H113ZM117 204V203H116ZM16 205V204H15ZM32 205V203H31ZM35 205V204H34ZM56 205V204H55ZM70 205V204H68ZM75 205V204H74ZM73 205V206H74ZM77 205V204H76ZM75 205V206H76ZM95 205V204H94ZM5 206V205H4ZM20 206V205H19ZM16 206V207H19ZM26 206V205H25ZM33 206V205H32ZM54 206V205H53ZM66 206V205H65ZM72 206V207H73ZM86 206V205H85ZM89 206V205H88ZM98 206V205H97ZM116 206V205H113ZM22 207V206H21ZM52 207V206H51ZM71 207V208H72ZM80 207V206H79ZM93 207V205H92ZM101 207V206H100ZM14 208V207H13ZM24 206H23V211H24ZM58 208V207H57ZM68 208V207H67ZM76 208H78L76 206ZM76 208L74 210H76ZM82 207H80L81 209ZM88 208V207H87ZM111 208V207H110ZM112 208H117V207H112ZM18 209V208H17ZM20 209V208H19ZM63 209V208H62ZM73 209V208H72ZM79 209V208H78ZM79 209V210H80ZM85 209V208H84ZM97 209V208H96ZM14 210V209H13ZM12 210V213H13ZM26 210V209H25ZM51 210V211H50ZM69 210V209H68ZM88 210V209H87ZM87 210H85V212H87ZM9 211V210H8ZM16 211V210H15ZM21 211V210H20ZM33 211V209H32ZM111 211V209H109V212ZM38 212V211H37ZM61 212V211H60ZM59 212V213H60ZM65 212V211H64ZM61 213V214H64ZM73 212V211H72ZM108 212V213H109ZM113 212V211H112ZM7 212L4 210L3 212L0 211V214L2 215H8L6 214ZM11 214V212H9ZM16 213V212H15ZM19 213V210H18ZM35 212H33L32 214H34ZM68 212H65V214ZM75 213V212H74ZM78 213V212H77ZM80 213V212H79ZM78 213V214H79ZM96 213V212H95ZM107 213V214H108ZM47 215V213H45ZM43 214V215H45ZM55 214V213H54ZM60 214V215H61ZM70 215V213H68ZM83 214V212H82ZM87 214V213H85ZM84 214V215H85ZM93 214V213H91ZM99 214V213H98ZM102 214V213H101ZM50 215V213H49ZM48 215V216H49ZM67 215V214H66ZM75 215V214H74ZM73 217L75 218L76 216ZM77 215V214H76ZM1 216V215H0ZM81 216V215H80ZM79 216V217H80ZM89 216V215H87ZM106 216V214H105ZM10 217V216H9ZM83 217V216H82ZM101 217V215H100ZM98 217V219L100 218ZM116 216H114V219ZM67 218V217H66ZM81 218V217H80ZM90 218V217H89ZM96 220V217H94ZM119 218V217H117ZM1 219V218H0ZM3 219V218H2ZM44 219V217H43ZM68 219V218H67ZM78 219V218H77ZM91 219V218H90ZM89 219V220H90ZM103 219V218H102ZM100 218V220H102ZM108 218H106L107 220ZM110 219V218H109ZM71 220H72V215H71ZM75 220V219H73ZM81 220H84L81 218ZM80 220V221H81ZM87 220V219H86ZM106 220L104 221V223L106 225L110 224V221L108 223V221L106 222ZM2 221V220H1ZM91 221V220H90ZM42 222V221H41ZM52 222V221H51ZM97 222V220H96ZM96 222H94V224H96ZM103 222V220H102ZM113 222V221H112ZM111 222V223H112ZM115 222V221H114ZM118 222V221H117ZM43 223V222H42ZM60 223V222H58ZM63 223V222H61ZM65 223V222H64ZM63 223V224H64ZM73 223V222H72ZM76 223H79L76 222ZM84 224H86V222H83ZM88 223V222H87ZM102 223V224H104ZM108 223V224H107ZM116 223V222H115ZM1 224V223H0ZM54 224V223H53ZM83 224V225H84ZM94 224L90 225L93 226ZM98 224H100V222H98ZM96 224V225H98ZM101 224V227H102ZM104 224V226H105ZM44 225V224H43ZM47 225V224H46ZM51 225V226H55ZM59 226H63L58 224ZM69 225V223H68ZM111 225V224H110ZM109 225V226H110ZM45 226V225H44ZM50 226V224H49ZM57 226V225H56ZM58 229H61L59 228ZM65 226V225H64ZM72 226V225H71ZM76 226V225H75ZM81 226V225H79ZM89 226V224H88ZM108 226V227H109ZM43 227V226H42ZM68 227V226H66ZM73 227V226H72ZM77 227V226H76ZM82 228L85 229V227L87 226H81ZM80 227V228H81ZM94 227V226H93ZM92 227V229H93ZM100 227V228H101ZM37 228V227H36ZM45 228V227H44ZM96 228V226H95ZM99 228V230H100ZM103 228V227H102ZM17 229V228H15ZM22 229V228H21ZM32 229V228H31ZM34 229V228H33ZM43 229V228H42ZM64 230L67 231V229L63 228ZM61 229V230H63ZM78 229V228H76ZM87 229V228H86ZM89 229V228H88ZM98 229V227L96 228ZM96 229L95 232H96ZM223 229H227L230 231V233L233 235L234 239H235V248L234 250H232V254L231 255H227L226 253V259L224 262H221L218 258V248L221 245L222 242V231ZM20 230V229H19ZM39 230V227H38ZM90 230V229H89ZM104 230V229H103ZM108 230V228H107ZM111 230V229H110ZM109 230V231H110ZM36 231V230H35ZM48 231V230H47ZM50 231V230H49ZM53 231V230H52ZM50 231V232H52ZM72 231V230H71ZM98 231V230H97ZM109 231H106L109 233ZM15 232V230H14ZM21 232V230H20ZM30 232V231H29ZM44 232V231H43ZM57 232L56 231V235L52 233L51 238H56L57 236ZM61 232V231H60ZM74 232V231H73ZM99 232V231H98ZM103 232V231H102ZM101 232V233H102ZM105 232V234H106ZM111 232V231H110ZM19 233V232H18ZM33 233V232H32ZM65 233V232H64ZM77 232L75 231V234ZM86 233V232H85ZM94 232H92L93 235ZM97 233V232H96ZM10 234V233H9ZM17 234V232H16ZM34 234V233H33ZM74 234V233H72ZM81 234V233H80ZM24 235V234H22ZM27 235V234H26ZM64 236V234H61V236ZM67 235V234H66ZM69 235V234H68ZM67 235V237L69 238V236ZM77 235V234H76ZM102 237L104 236V234H101ZM100 235V236H101ZM5 236H7L5 234ZM4 236V231L2 230V227L0 226V245L2 243L3 238H5ZM17 236V235H14ZM40 236V235H39ZM49 236V235H48ZM53 236V237H52ZM72 236V235H71ZM70 236V237H71ZM74 236V235H73ZM78 236V235H77ZM96 236V234H95ZM107 236V235H105ZM112 236H114V233L112 234ZM119 236V235H118ZM121 236V235H120ZM135 236V235H134ZM133 236V237H134ZM23 237V236H22ZM30 242H34L35 244H38L37 242L40 241H34L32 239L29 238V236H27ZM27 237L24 235V238L27 239ZM35 237V236H34ZM33 237V239H34ZM58 237V236H57ZM59 237V238H60ZM66 237V238H67ZM76 237V236H75ZM80 237V236H78ZM88 237V236H87ZM98 237V236H97ZM114 237H117V235H115ZM122 237V236H121ZM131 237V238H133ZM11 238V237H9ZM16 238V237H15ZM20 238V237H19ZM24 238H22L23 242H24ZM57 238V239H59ZM91 238V237H90ZM96 238V237H95ZM99 238V237H98ZM98 238H96L97 242H98ZM109 238V237H108ZM112 238V237H111ZM17 239V238H16ZM72 239V238H71ZM81 239V238H79ZM84 239V238H83ZM82 239V240H83ZM86 239V238H85ZM101 239V238H99ZM118 239V238H117ZM14 240V239H12ZM50 240V238H49ZM69 240V239H68ZM74 240V238L72 239ZM70 240V241H72ZM77 240V239H76ZM107 240V237L105 239ZM130 241H132V239H129ZM128 240V241H129ZM134 240V238H133ZM20 241V240H19ZM47 241V240H46ZM61 241V240H58ZM84 241V240H83ZM81 241V242H83ZM92 241V240H91ZM89 240H87V244H89V242H91ZM102 241V240H101ZM105 241V242H106ZM121 241V239H120ZM135 241V240H134ZM5 242V241H4ZM9 241H6L5 243H7ZM29 242V243H30ZM32 242V243H33ZM52 242V241H51ZM93 242V241H92ZM96 242V243H97ZM103 242V241H102ZM119 242V241H118ZM3 243V244H5ZM17 243V242H16ZM19 243V242H18ZM21 243V242H20ZM46 243V242H45ZM59 243V242H58ZM57 243V244H58ZM72 243V242H71ZM74 243V242H73ZM72 243V244H73ZM76 243V242H75ZM78 243L80 244L79 240ZM85 243V242H84ZM115 243V242H112ZM129 243V242H128ZM134 243V242H133ZM10 248L15 247L12 246V243L10 242ZM7 244V247L8 245ZM24 244V243H23ZM65 244V243H64ZM83 244V243H82ZM81 244V245H82ZM100 244V243H98ZM116 244V243H115ZM119 243H117L115 246L119 247ZM127 244V243H126ZM20 245V244H19ZM22 245V244H21ZM30 245V244H29ZM63 245V244H61ZM60 245V246H61ZM85 245V244H84ZM102 245V244H101ZM100 245V246H101ZM128 245V244H127ZM125 245V246H127ZM130 245V244H129ZM28 246V245H27ZM26 246V248H27ZM48 245H46L47 247ZM51 246L52 243L50 245V252H51ZM64 246V245H63ZM72 246V245H71ZM80 246V245H78ZM87 246V245H85ZM99 246V245H96ZM99 246V247H100ZM114 246V245H113ZM223 246V245H222ZM227 246V245H226ZM4 247V246H3ZM45 247V245H44ZM68 247V246H66ZM75 247V246H74ZM73 247V248H74ZM89 247V246H88ZM87 247V248H88ZM130 247V246H127ZM126 247V249H127ZM134 247V246H133ZM228 247V246H227ZM6 248V247H5ZM9 248V249H10ZM22 248V247H21ZM19 248V249H21ZM24 248V247H23ZM30 249V247H28ZM27 248V249H28ZM43 248V247H42ZM60 249V247H58ZM96 248V247H95ZM14 249H18V248H14ZM25 249V248H24ZM28 249V250H29ZM33 249V248H31ZM37 249V248H35ZM41 249V248H40ZM62 249V248H61ZM60 249V250H61ZM66 249L65 247L63 248V250ZM69 248H67L68 250ZM82 250V248H80ZM79 249V250H80ZM84 249L86 250V247H84ZM93 248L91 247V250ZM97 249V248H96ZM95 249V250H96ZM113 249V248H112ZM112 249H109L112 250ZM129 249V248H128ZM127 249V250H128ZM134 249V248H133ZM229 249V248H227ZM34 250V249H33ZM43 250V249H42ZM46 250V249H45ZM59 250V252H61ZM90 250V249H89ZM88 250V251H89ZM104 250V248H103ZM120 250V248H119ZM131 250V249H130ZM4 251V250H3ZM15 251V250H14ZM23 251V250H22ZM26 250H24L25 252ZM39 251V250H37ZM88 251H86V254H88ZM108 251V250H107ZM7 252V251H6ZM5 252V253H6ZM21 252V250H20ZM29 252V251H28ZM27 252V253H28ZM31 252V251H30ZM34 251H32L31 253L33 254ZM48 252V250H47ZM72 252V251H71ZM104 251H102L103 254ZM117 252V250H116ZM114 252V253H116ZM121 252V251H119ZM129 252V251H128ZM9 253V251L7 252ZM18 253V251H17ZM26 253V252H25ZM31 253H28L31 255ZM63 256L64 251L62 252ZM66 253H68L66 251ZM82 253V252H81ZM91 253V251L89 252ZM95 253L94 251L91 253L93 254ZM106 253V252H105ZM111 252H109L110 254ZM118 253V252H117ZM135 253V252H133ZM20 254H24V253H20ZM16 254L17 258L20 257L21 255ZM36 254V253H34ZM33 254V255H34ZM71 254V253H70ZM69 254V255H70ZM99 256L102 257L104 255ZM108 254V253H107ZM132 254V251H131ZM11 255V254H10ZM15 255V253H14ZM25 255V254H24ZM22 255V257L24 256ZM38 255V254H37ZM52 255V253H51ZM61 255V254H59ZM68 255V254H67ZM68 255V257H69ZM71 254L70 258L72 257ZM79 255V254H78ZM78 255H74V256H78ZM83 256L85 254H82ZM112 255V254H111ZM129 255V253H128ZM2 256V255H1ZM46 256V254H45ZM50 256V253L47 255V257ZM56 256V255H55ZM61 255V258L63 257ZM72 257L71 259L73 260V258L76 257ZM91 256V255H90ZM87 256V257H90ZM110 256V255H109ZM134 256V255H133ZM15 257V256H14ZM52 257V256H51ZM92 257V256H91ZM88 258L89 259H93L92 258ZM98 257V256H97ZM97 257H95L94 259H97ZM8 258V257H7ZM10 258V257H9ZM16 258V257H15ZM15 258L13 259V257H11L12 260H14L15 262L18 260ZM53 258V257H52ZM60 258V257H59ZM58 258V259H59ZM69 258V259H70ZM79 258V256L77 257ZM82 258V257H80ZM115 258V255L112 258ZM118 258H119V254H118ZM136 258V257H135ZM3 259V258H2ZM20 259V258H19ZM50 259V258H48ZM47 259V260H48ZM84 259V258H83ZM93 259V262H94ZM4 260V259H3ZM2 260V261H3ZM10 260V259H9ZM11 260V261H12ZM33 260L36 262L35 258H33ZM40 260V259H39ZM62 260V259H61ZM60 260V261H61ZM65 260V258H64ZM78 259V262L83 261V264L86 260V258L84 260ZM99 260V259H98ZM102 260V259H100ZM118 260V259H117ZM131 260V259H130ZM20 261V260H19ZM22 261V260H21ZM38 261V260H37ZM77 261V259H76ZM87 261V260H86ZM87 261V262H88ZM114 262L112 263H117L118 261L113 260ZM116 261V262H115ZM125 261V259H124ZM8 262V261H7ZM25 262V261H24ZM26 262H28L26 260ZM34 262V264H35ZM43 262V260H42ZM96 262V261H95ZM1 263V262H0ZM4 263V262H3ZM2 263V264H3ZM9 263V262H8ZM22 263V262H21ZM31 263V262H30ZM59 263V262H57ZM66 263V262H64ZM76 263V262H75ZM82 263V262H81ZM86 263V262H85ZM100 263V262H99ZM119 263V262H118ZM13 264V261H12ZM15 264V263H14ZM24 264V263H23ZM62 264V263H61ZM68 264V263H67ZM90 264V262H89ZM128 264H130L128 262Z\"/></svg>", "mask_w": 264, "mask_h": 264}, {"label": "built area", "instance_id": "2783aa9c", "mask_svg": "<svg viewBox=\"0 0 264 264\" xmlns=\"http://www.w3.org/2000/svg\"><path fill=\"white\" fill-rule=\"evenodd\" d=\"M227 246H221L218 250V258L221 262H224L226 259Z\"/></svg>", "mask_w": 264, "mask_h": 264}]
</instances>
